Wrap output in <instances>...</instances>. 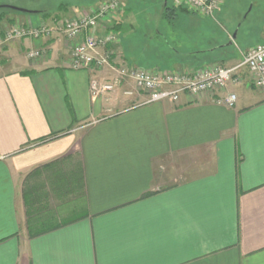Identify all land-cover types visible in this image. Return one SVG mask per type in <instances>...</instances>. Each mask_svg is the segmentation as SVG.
<instances>
[{
	"label": "crops",
	"instance_id": "obj_1",
	"mask_svg": "<svg viewBox=\"0 0 264 264\" xmlns=\"http://www.w3.org/2000/svg\"><path fill=\"white\" fill-rule=\"evenodd\" d=\"M38 12L3 15L0 35L62 15ZM186 17L141 54L118 38L113 61L192 73L264 43V16L235 38ZM0 52V264H264V93L246 69L231 107L187 93L146 104L121 89L92 98L90 79L111 72L71 68L60 34Z\"/></svg>",
	"mask_w": 264,
	"mask_h": 264
},
{
	"label": "built area",
	"instance_id": "obj_2",
	"mask_svg": "<svg viewBox=\"0 0 264 264\" xmlns=\"http://www.w3.org/2000/svg\"><path fill=\"white\" fill-rule=\"evenodd\" d=\"M122 0H101L93 6L80 9L75 15L54 21L52 25L42 23L37 27L14 24L0 35V48L13 39L40 38L60 34L69 44L70 67L84 70L108 69L106 79L92 77L89 93L92 98L106 96L121 89L126 96L140 93L145 96L142 103L161 101L177 102L183 93L191 96H206L211 101L231 107L236 94L226 90L229 84L239 80V72L246 69L254 87L264 93V43L252 46L241 53L240 60L231 66L213 63L186 70H158L135 65L115 63L112 46L118 43L113 21L121 10ZM174 6H185L191 12L215 17L223 0H172ZM46 53L45 48L31 49L30 59ZM225 90L218 95V91Z\"/></svg>",
	"mask_w": 264,
	"mask_h": 264
},
{
	"label": "rangeland",
	"instance_id": "obj_3",
	"mask_svg": "<svg viewBox=\"0 0 264 264\" xmlns=\"http://www.w3.org/2000/svg\"><path fill=\"white\" fill-rule=\"evenodd\" d=\"M99 1L101 0H0V14L14 13L8 11L6 7H1L3 5L45 11L50 13V16L60 11L62 15L53 19L54 22L75 15L80 9L88 8ZM178 7L180 6L173 5L172 0H122L121 11L118 14L119 29L114 30L119 39L124 38L125 45L131 53L136 51L141 54L154 47L157 40L161 45L167 44L165 37L175 40L181 26L189 23L190 19L186 17L189 14L198 16L204 24H216L219 30L221 26H230L234 33V29L240 24L242 29L258 22L264 16V0H223L214 18L194 14L185 6V10ZM5 58L0 55V62H5ZM146 67L148 66H142Z\"/></svg>",
	"mask_w": 264,
	"mask_h": 264
},
{
	"label": "water",
	"instance_id": "obj_4",
	"mask_svg": "<svg viewBox=\"0 0 264 264\" xmlns=\"http://www.w3.org/2000/svg\"><path fill=\"white\" fill-rule=\"evenodd\" d=\"M1 7H6V8H9V9L17 11V12L28 13V14L39 13L37 10H29V9L20 8V7L13 6V5H3ZM233 38H235V33L233 34Z\"/></svg>",
	"mask_w": 264,
	"mask_h": 264
},
{
	"label": "trees",
	"instance_id": "obj_5",
	"mask_svg": "<svg viewBox=\"0 0 264 264\" xmlns=\"http://www.w3.org/2000/svg\"><path fill=\"white\" fill-rule=\"evenodd\" d=\"M164 7H165V9H167V5H165ZM6 9H8V11H10V12H17V11L11 10V9H9V8H6ZM0 16H1V17L3 16L2 13L0 14Z\"/></svg>",
	"mask_w": 264,
	"mask_h": 264
}]
</instances>
